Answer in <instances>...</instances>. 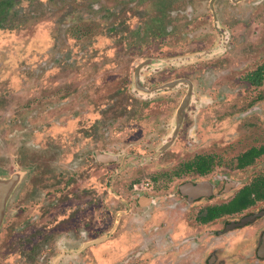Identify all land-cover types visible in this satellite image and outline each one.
<instances>
[{"label": "rangeland", "instance_id": "rangeland-1", "mask_svg": "<svg viewBox=\"0 0 264 264\" xmlns=\"http://www.w3.org/2000/svg\"><path fill=\"white\" fill-rule=\"evenodd\" d=\"M210 1L0 0V177L16 176V200L41 167L52 183L77 163L78 202L91 184L95 205L93 237L81 242L102 239L80 264L118 255L113 247L128 218L116 210L135 193L132 184L159 189L163 179L155 173L178 171L187 156H214L213 171L239 187L264 178V156L237 167L243 152L264 147V0H218L213 11ZM257 71L260 84L251 85L247 76ZM184 74L195 87L198 115L190 112L186 121L192 136L183 126L170 147L177 105L159 107L142 97L144 88ZM96 152L118 160L103 163ZM32 204L38 214V201ZM105 209L114 220L112 241L103 231L110 220Z\"/></svg>", "mask_w": 264, "mask_h": 264}, {"label": "flooded vegetation", "instance_id": "flooded-vegetation-1", "mask_svg": "<svg viewBox=\"0 0 264 264\" xmlns=\"http://www.w3.org/2000/svg\"><path fill=\"white\" fill-rule=\"evenodd\" d=\"M217 1H210L212 11ZM232 1L237 3L240 0ZM139 69L137 79L141 82L143 69ZM254 74L256 76H247V81L258 85L261 75L258 71ZM194 89L193 82L185 74L152 88H144L146 96L142 98L149 99L156 106L169 108L177 105L173 118L177 126L171 139L166 141L170 147L176 143L180 131L185 132L183 126L189 127L186 134L192 136V123L186 121L190 112L195 113L196 108L192 106L196 101ZM127 98L130 103L139 104L136 99ZM138 109L136 106L135 110ZM262 156L264 147L250 148L238 156L237 167L250 168ZM95 157L106 164L118 160L117 156L102 152H96ZM181 162L183 166L178 171L155 173L153 178L161 176L163 179L156 182L161 183L159 189L148 184L149 189L144 191L141 182L132 184L135 193L129 191V197L124 200L126 204L116 210L128 218L122 226L123 235L113 247L118 255L108 257L101 264H264V205L259 207L264 204V178L239 187L233 177L213 171L216 164L217 168L219 166L214 156L198 153ZM73 164L75 167H70L73 173L66 176L64 172H57L56 181L52 183L48 181L50 174L42 167L33 172L16 200L13 191L9 195L4 193L3 214L0 215V264H80L78 259L100 243L101 237L81 242L88 234L93 237L95 205L91 202V184L86 192L89 196L84 197L86 201L78 202L79 171L77 163L73 161ZM88 174L92 175L91 162L87 167ZM62 187L66 188L64 193L60 191ZM35 199L38 214L30 211ZM105 210L108 212L109 209ZM108 215L110 220L106 221L103 231L110 234L106 241H112L111 234L115 231L109 229L114 220L109 212ZM77 216L81 217L80 236L76 232ZM138 227L142 232L140 235L135 232ZM177 228L184 231L176 235ZM133 232L136 234L133 237L125 235ZM111 250L98 252L97 256L109 255Z\"/></svg>", "mask_w": 264, "mask_h": 264}, {"label": "water", "instance_id": "water-1", "mask_svg": "<svg viewBox=\"0 0 264 264\" xmlns=\"http://www.w3.org/2000/svg\"><path fill=\"white\" fill-rule=\"evenodd\" d=\"M4 180L0 179V215L3 214L2 205L4 204L3 200H4L6 192L9 195L14 190V188L16 186V184H15L16 183V176H13L12 178L10 177V178H8V180H6V179H4ZM3 190L5 192H3ZM1 223H2V221L0 218V227H1Z\"/></svg>", "mask_w": 264, "mask_h": 264}]
</instances>
